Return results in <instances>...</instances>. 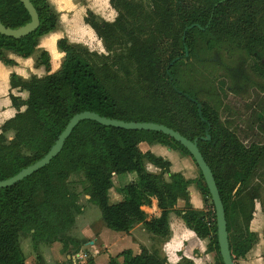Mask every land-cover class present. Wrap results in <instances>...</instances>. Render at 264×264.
<instances>
[{
	"label": "trees",
	"instance_id": "1",
	"mask_svg": "<svg viewBox=\"0 0 264 264\" xmlns=\"http://www.w3.org/2000/svg\"><path fill=\"white\" fill-rule=\"evenodd\" d=\"M29 1L39 26L20 39L0 35V59L7 53L24 59L32 57L38 40L56 30L58 16L47 0ZM149 1L150 10L134 0H109L117 12L113 23L99 21L87 12L84 21L107 55L98 56L60 40L57 47L64 59L56 73L27 81L11 78V86L26 91L28 98L24 103L12 98L18 112L1 127L0 182L41 160L75 115L90 112L125 123L163 125L196 141L213 175L227 232L231 224L239 232L229 243L231 259L236 264L257 242V236L250 232L257 204L264 217V194L252 184L264 148L245 147L220 122L217 101L211 93L214 69L218 67L212 56L222 50H239L254 59L260 75L264 74V0ZM29 22L30 16L19 0H0V23L5 28L16 30ZM123 46L129 52L117 53ZM111 53L114 63L108 65L105 62L112 59ZM97 58L105 62L97 66ZM130 59L140 62L133 73L127 69ZM36 65L49 72L45 52L38 55ZM21 106L25 107L23 112L19 111ZM9 133L13 137L6 141ZM141 143L179 151L193 161L185 148L161 133L125 131L84 121L72 131L49 165L12 187L0 189V264L25 263L19 246L21 234L30 236L34 250L40 244L59 242L61 237L63 248L78 245L68 236L81 211L67 183L74 173H81L87 182L86 195L99 209L105 228L128 234L135 225L143 224L148 233L166 239L168 215L179 199L186 200L190 182L179 174H170L168 162L140 152ZM148 165L159 173L149 172ZM130 173L136 175L137 181L123 189L126 200L109 203L112 177ZM165 174L169 181L164 179ZM196 185L209 203V213L193 210L187 204L179 215L199 239L208 240L207 250L215 253V264H223L214 208L200 172ZM150 198L157 200L161 216L146 222L141 207L148 205ZM109 264L166 261L157 251L141 248L139 255L124 251L110 258Z\"/></svg>",
	"mask_w": 264,
	"mask_h": 264
},
{
	"label": "crops",
	"instance_id": "2",
	"mask_svg": "<svg viewBox=\"0 0 264 264\" xmlns=\"http://www.w3.org/2000/svg\"><path fill=\"white\" fill-rule=\"evenodd\" d=\"M47 2L58 16L56 30L38 40L37 49L32 57L24 59L15 54L7 53L3 59H0V133L4 123L12 119L18 112L12 104V98L20 103H24L28 98L26 91L11 86L12 77L27 81L31 77L43 78L46 75L56 73L64 59V54L57 47L60 40H66L69 44L80 45L90 52L103 50L101 41L84 19L88 11L96 18L103 19L104 15H110L112 8L109 0H47ZM41 52H45L49 57V72L44 67L36 65V60ZM24 110V106L19 109L20 112ZM141 146L144 149H141L142 152H149L153 156L168 162L170 174H179L190 182L186 190V200L179 199L168 215L169 236L166 239L148 233L143 224H137L128 234L118 233L121 235L117 236L127 240L126 245L118 243L121 241L120 238L117 242L114 239L105 241L104 231L108 229L102 225L103 227L98 234L94 235V240L98 242V250L97 248L94 250L93 259L89 264H109L110 258H115L124 251H130L133 256H137L140 254L141 248L149 252L157 251L159 256L166 261V264H215V253L207 250L208 240L199 239L193 231L185 226L179 215V212L183 213L187 204L198 212L207 213V210H210L209 203L204 201L196 185L199 176L197 167L189 157L184 156L179 151L158 144L144 143ZM147 170L154 174L159 173V170L151 165L147 166ZM164 179L169 181L167 174L164 175ZM136 181L134 173L113 176L111 188L108 191L109 203L115 204L126 200L123 189L130 182ZM80 210L83 214V208ZM141 211L145 215L146 222L161 216V210L158 208V202L155 198H150V203L142 206ZM80 215L81 213L75 218L72 227V229L74 228L73 233L68 234L75 242H81L84 236L83 234L75 236ZM250 232L257 236V242L246 256L239 259L236 264H264V217L258 205L250 223ZM237 235H239L237 228L231 224V228L227 232L228 245L230 242H234ZM90 244H93L94 247V243ZM24 264L27 262L25 261ZM44 264H49V262L45 260ZM70 264L77 263L72 261Z\"/></svg>",
	"mask_w": 264,
	"mask_h": 264
},
{
	"label": "rangeland",
	"instance_id": "3",
	"mask_svg": "<svg viewBox=\"0 0 264 264\" xmlns=\"http://www.w3.org/2000/svg\"><path fill=\"white\" fill-rule=\"evenodd\" d=\"M134 1L141 4L144 9L150 10L151 8L149 0ZM116 17L117 12L112 9L110 15H104L103 19L97 17V19L113 23ZM122 42H125L124 39H122ZM127 46L130 48L131 44ZM140 46H143V44L140 43ZM123 49L124 46L117 53L123 51V53L127 54L129 52ZM90 53L98 56L107 55L104 48L101 51ZM110 57L112 59L107 62L98 58L94 62L97 66L102 65L104 62L110 65L114 63V53H111ZM212 58L218 64V67L214 69L216 78L213 80L214 87L211 93L217 101L220 122L245 147L255 145L259 148H264V74L260 75L254 59L239 50H234L233 52L222 50L220 53L212 56ZM139 63L137 59H130L127 62V69L133 73ZM113 70L118 71L119 75L124 77L122 72L117 70V66H113ZM12 137V133L7 134L5 139L8 141ZM141 144L139 145L140 152H142L141 149L144 150ZM142 153L144 154V152ZM23 154L28 155L25 151H23ZM67 183L69 189L77 196V205L81 209L83 208V214L80 211L81 215L79 216L77 231L75 233V236L83 234V239L81 242H78L77 246L73 245L63 248L64 239L61 237V241L59 242L40 244L34 250L30 236L21 234L19 246L27 264H44L45 260L49 264H70L72 261L77 264H89L93 259L94 250L96 248L98 250V242L94 240V235L98 234L103 227V223L99 209L89 202V197L86 195L85 189L88 184L81 173L71 174ZM252 184L258 185L261 194H264V157L255 171ZM209 211L208 209L205 214L207 215ZM210 216L211 214L208 215V217ZM73 229L68 233L69 235L73 233ZM104 233L103 237L105 241L114 239L117 242L120 238L117 235H121L106 229ZM90 243H94V247ZM118 243L126 245L127 240L122 238Z\"/></svg>",
	"mask_w": 264,
	"mask_h": 264
},
{
	"label": "water",
	"instance_id": "4",
	"mask_svg": "<svg viewBox=\"0 0 264 264\" xmlns=\"http://www.w3.org/2000/svg\"><path fill=\"white\" fill-rule=\"evenodd\" d=\"M19 2L23 5L25 10L28 12L30 16V22L25 26L11 30L5 28L0 23V35L8 38L20 39L25 37L28 34L34 32L39 26V18L34 9L33 5L29 0H19ZM264 64V60L262 61ZM84 121H91L99 124L103 127H111L115 129H121L125 131H145V132H155L161 133L175 142L179 143L183 148H185L190 154L191 158L195 162L202 178L205 183V186L208 190L211 203L214 208L215 214V222L217 229V242L219 247V254L223 264H234L231 259L229 245H228V237H227V229H226V221L224 215V209L222 202L220 200V196L213 178V175L205 163L203 157L201 156L196 141L191 142L186 138L182 137L179 133L158 124L153 123H125L122 121H116L111 119L102 118L94 113L84 112L78 115H75L67 124L63 132L58 136L56 142L51 147L49 152L38 162L33 165L23 169L14 177L1 181L0 189H5L16 185L22 180L30 177L31 175L37 173L39 170L43 169L61 152L65 141L69 138L72 131L77 127V125Z\"/></svg>",
	"mask_w": 264,
	"mask_h": 264
},
{
	"label": "built area",
	"instance_id": "5",
	"mask_svg": "<svg viewBox=\"0 0 264 264\" xmlns=\"http://www.w3.org/2000/svg\"><path fill=\"white\" fill-rule=\"evenodd\" d=\"M213 218H208V222H213Z\"/></svg>",
	"mask_w": 264,
	"mask_h": 264
},
{
	"label": "bare ground",
	"instance_id": "6",
	"mask_svg": "<svg viewBox=\"0 0 264 264\" xmlns=\"http://www.w3.org/2000/svg\"><path fill=\"white\" fill-rule=\"evenodd\" d=\"M49 48V47H48Z\"/></svg>",
	"mask_w": 264,
	"mask_h": 264
}]
</instances>
